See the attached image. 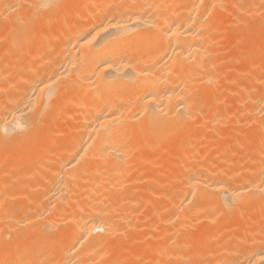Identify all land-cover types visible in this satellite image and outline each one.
I'll list each match as a JSON object with an SVG mask.
<instances>
[{"label": "bare ground", "instance_id": "1", "mask_svg": "<svg viewBox=\"0 0 264 264\" xmlns=\"http://www.w3.org/2000/svg\"><path fill=\"white\" fill-rule=\"evenodd\" d=\"M0 264H264V0H0Z\"/></svg>", "mask_w": 264, "mask_h": 264}, {"label": "snow or ice", "instance_id": "2", "mask_svg": "<svg viewBox=\"0 0 264 264\" xmlns=\"http://www.w3.org/2000/svg\"><path fill=\"white\" fill-rule=\"evenodd\" d=\"M93 39H95V37H93Z\"/></svg>", "mask_w": 264, "mask_h": 264}]
</instances>
